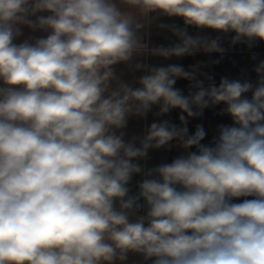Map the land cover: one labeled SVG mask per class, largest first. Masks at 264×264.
Returning <instances> with one entry per match:
<instances>
[{"label":"clouds","instance_id":"obj_1","mask_svg":"<svg viewBox=\"0 0 264 264\" xmlns=\"http://www.w3.org/2000/svg\"><path fill=\"white\" fill-rule=\"evenodd\" d=\"M153 16L182 21L161 25L175 43L145 39ZM189 28L251 47L264 0H0V264H264V61L218 86L147 63L225 51ZM216 106L232 123L202 143L189 121ZM153 108L179 125L126 138ZM173 142L170 163L142 166Z\"/></svg>","mask_w":264,"mask_h":264},{"label":"crops","instance_id":"obj_2","mask_svg":"<svg viewBox=\"0 0 264 264\" xmlns=\"http://www.w3.org/2000/svg\"><path fill=\"white\" fill-rule=\"evenodd\" d=\"M168 24L169 25L177 24L182 26V21L179 19H170L164 16L151 17L145 29V39L151 45L168 46L172 43H175L176 39L171 33V31L167 27H161V25H168ZM188 31L193 36H201V37H206L208 39H216L217 37H219L221 47H223L227 43L230 36V33L221 34L214 32L211 29L198 30L195 28H189ZM30 34L31 33H29L27 29H25V36H28ZM34 35H40V34L36 33ZM255 53L252 55H255ZM215 61H216V53H204L201 51V52H197L195 55L185 56L181 58L174 57L171 60H167V61L158 57H151L147 60V63L154 65H164L168 63H174V64H180L183 67H185V64L188 62L189 63L188 71H192L194 66L197 67L198 69L197 78L203 80L205 86H207L209 83L207 77L212 78L215 68ZM117 71L125 72L124 79L129 81L133 79V74L128 73L125 69V66L123 65L117 66ZM139 75L140 73H135V76H139ZM181 84H182V79L177 80L176 87L180 89ZM189 84L190 82L186 81L187 94L191 90ZM156 111H158V108H153L152 112H149L147 117L144 119L136 118V117L131 118L128 122V126L126 129V138H131L132 136L142 137L147 127L154 121L167 119L170 122L174 123L176 109L172 110L166 116H162V117L155 116L154 113ZM199 117L192 118L189 122L195 123ZM182 152L183 150L178 146H175V142H173V146L171 148H161V149L151 150L148 154V159L146 161H141L140 163L145 168H151L162 163H170L175 157L180 155ZM139 180H141L140 176L133 177V180L130 184V188L133 193L137 190L136 184ZM125 264H149V262H145L143 257L138 254H129Z\"/></svg>","mask_w":264,"mask_h":264},{"label":"trees","instance_id":"obj_3","mask_svg":"<svg viewBox=\"0 0 264 264\" xmlns=\"http://www.w3.org/2000/svg\"><path fill=\"white\" fill-rule=\"evenodd\" d=\"M234 33H230L227 43L222 47L225 51L223 53H216L215 68L209 83H215L217 86L222 78L236 79V75L240 68L244 65H252V53L260 52L264 56V42H256L253 46L249 47L247 41H241L238 43H232V36ZM184 69L188 71L189 63L185 64ZM186 81L182 79L180 90L187 95ZM208 83V84H209ZM219 106L210 107L206 109L203 114L198 118L195 123L188 124L189 132L195 131L196 125H202L207 133L205 140L202 143H208L217 134V130L220 125H230L231 120L228 115H222L218 113ZM180 111L176 109L174 123L179 125ZM218 119L216 122H214Z\"/></svg>","mask_w":264,"mask_h":264},{"label":"rangeland","instance_id":"obj_4","mask_svg":"<svg viewBox=\"0 0 264 264\" xmlns=\"http://www.w3.org/2000/svg\"><path fill=\"white\" fill-rule=\"evenodd\" d=\"M254 54V52L252 53ZM255 57V58H254ZM252 65L249 66V65H244L240 68V70L238 71V74L236 76V79H240V78H243L245 76L249 77V78H252V79H255V73L253 71L254 67L256 66V64H258L259 62L261 61H264V56L262 53L260 52H257L255 53V55H252ZM219 110H218V113H221V108L223 106H219ZM218 119H216L214 122H216ZM231 120V118H230ZM232 123V121H231Z\"/></svg>","mask_w":264,"mask_h":264}]
</instances>
